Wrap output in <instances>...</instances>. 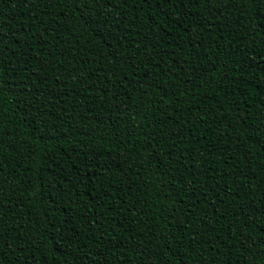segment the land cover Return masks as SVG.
I'll use <instances>...</instances> for the list:
<instances>
[{
    "label": "trees",
    "instance_id": "obj_1",
    "mask_svg": "<svg viewBox=\"0 0 264 264\" xmlns=\"http://www.w3.org/2000/svg\"><path fill=\"white\" fill-rule=\"evenodd\" d=\"M140 7L117 5L123 15L138 17L128 24L127 43L120 46L106 39L107 28L103 33L93 30V20L83 7H64L60 0L27 4L0 0V32L6 41L13 36L19 41H9L16 55L25 54L16 67L25 66L26 58L29 72L35 69L27 84L49 113L47 124L29 127L21 109L12 104L17 82L9 80L13 91L0 100V111L4 127L15 129L17 139L5 146L0 158L8 165L4 191L16 192L11 209H4L5 222L15 229L11 234L24 241V251L9 259L19 258L20 264H93L103 254L105 264L121 260L137 264L143 243L156 248V236L170 212L193 203L205 207V196L197 199L193 191H204L208 201L205 212L197 213L191 235L184 234L195 249L186 252L184 264H201V256L209 264L213 247L223 248L215 257L221 264L229 238L237 242L229 264L251 261L246 249L253 239L257 244L264 239V148L260 137L250 136L255 129L264 130V124L241 118L264 109V0H248L239 9L225 8L218 15L199 13L195 26L189 18L181 27L171 24L154 5ZM138 42L154 43L155 48L136 62L124 63L125 53L135 52ZM146 55L161 60L160 68H152ZM223 65L233 69L227 78ZM164 68L171 72L160 88H153L152 80L159 79ZM205 72L210 80L224 82L215 87L201 84L196 77ZM132 130L134 136L129 135ZM177 158L183 173L177 180L183 188L172 182L169 196L163 184L170 177L162 181L160 168ZM49 179L59 181L46 189L51 195H37L45 192ZM67 180L75 185L74 191L85 193L84 201L101 204L100 211L93 208L92 214L104 213L103 228L79 218L76 203L60 205L56 190L60 184L67 188ZM179 197L183 199L177 202ZM220 200L233 215L217 223ZM241 209L243 213L235 215ZM72 216L78 218L66 232L67 225L61 222ZM186 218L192 222L191 211ZM113 227L115 231L110 230ZM168 227L174 229L175 220ZM105 229L108 237L132 241L137 247L98 246L94 238ZM72 232L81 234L78 243ZM57 233L65 239L59 240ZM25 238L35 247H29ZM85 255L87 259L79 260Z\"/></svg>",
    "mask_w": 264,
    "mask_h": 264
},
{
    "label": "snow or ice",
    "instance_id": "obj_2",
    "mask_svg": "<svg viewBox=\"0 0 264 264\" xmlns=\"http://www.w3.org/2000/svg\"><path fill=\"white\" fill-rule=\"evenodd\" d=\"M23 2L27 4L30 3L31 0H23ZM60 2L64 7H83L87 9V16L91 17L93 20V24L91 25L93 30L103 33L107 28L109 37H106V39L110 38V42L123 46L125 43H127L126 33L128 24L137 20L138 17L131 15V13H129V15L127 16L123 15L120 11L117 10V5L127 8L138 4L141 6L140 10H142L143 5H148L150 7L154 5L159 9V14L167 17L168 21L171 24L181 27L188 23L189 18H192V26H195L201 18L199 15H197L199 13L218 15L225 8L239 9L241 5L247 3L248 0H60ZM109 7L113 9V12L108 11ZM94 11L95 16H93ZM109 16H112L111 21L109 20ZM203 18H206V16ZM262 20H264V17H262ZM262 26H264V24H262ZM113 29H115V31H113ZM137 30L139 32V29ZM139 34L141 35L142 40L146 38L142 32H139ZM198 34L199 33H196L192 36L193 46H195L196 35ZM9 41H15L16 43H19V41L16 40L15 36L7 38L6 41V39L4 38V34L0 32V100L4 98L5 93H10L13 91L12 85L8 83L9 80L16 81L17 91L13 93L14 98L12 99V104L21 109V111L23 112V120L27 122L29 127L36 126L37 128H39L40 125L47 124L49 113L47 110L43 109L39 103H37V95L31 92V88L27 84L29 77L35 75V69H33L32 72H29L28 68L26 67V58L25 66L19 68L16 67V65H19L21 63V56H24L25 54L21 53L20 55H16L15 51L11 49ZM135 47L136 51L131 55H128L127 52L125 53V56L123 57L124 63H127L129 60L136 62L137 58L141 54L147 53L155 48V44H143L142 42H138ZM145 60L151 63L152 68L154 69L160 68L162 62L159 59L154 60V58L150 55H146ZM115 63L119 65L121 63V60L117 58L115 60ZM129 66L131 67V65ZM190 67L192 66L190 65ZM223 67L225 68V78H227L228 73L232 72L233 69L228 65H223ZM261 71H264V68H262ZM135 72L136 69L133 68V74H135ZM170 72L171 68L162 69V74L159 75V79H153L151 86L153 88H160L167 79V74ZM188 75L189 73L185 72L183 78L187 80ZM40 78L41 80H44L43 75H41ZM196 79L200 80L201 84H207L211 87H215L217 84L224 82L220 79L216 81L210 80L208 78L207 72L201 74L200 76H197ZM187 82L188 84H192L191 80H188ZM20 84H23V87H21ZM87 90V88L84 89V91ZM187 90V88L184 89V91ZM45 94H47V90ZM164 95L167 96L168 92L165 91ZM34 104L35 107H33ZM0 108H2V104H0ZM2 116L3 111H0V157H2L3 155L5 146L7 145L11 147L12 142L17 139V137L13 135L15 129H12L10 131L4 127ZM241 118L245 120L251 118L253 120H258L261 124H264V109H262L258 113L251 114L250 117ZM129 135L134 136L135 130L130 131ZM250 136L260 137L262 141L260 147L264 148V130L255 129L250 133ZM19 146L23 147V142H21ZM12 150L15 151L14 148ZM29 155H34V152L29 153ZM7 167L8 165L5 163V161L0 158V264H20L19 258H17L16 260L8 258L9 255L15 256L17 251H24V241H21L18 236L12 235L11 233L15 231V229L11 228L5 222V217L8 215V213L5 212L4 209H11V198L13 195H15L16 192L15 188H13L11 192L4 191V180L6 179L4 174L7 171ZM87 167L88 165H85L86 169ZM180 168L181 165L179 164L178 158L165 163L163 168H160L162 181H169L170 177L169 183L163 184V187L167 190L169 196L172 195V182L180 183V189L183 188V183L177 180V174L183 175V173L180 171ZM234 172L235 169H233V173ZM61 179L63 178L61 177ZM54 182L59 183V181H53L52 179H49L47 181V184L45 185V192L38 193L37 195L50 196L51 193L47 192L46 189L51 187ZM41 183L43 184L44 182L41 181ZM65 183H67L68 185L67 188L64 187V184H60V187L56 190L58 195L60 196V205L63 206L66 201L76 203L79 206L77 209L79 218H82L85 221H90L98 225L100 228H103L104 224L102 221L104 219V213L100 212L99 216L92 214L93 208L97 209V211H100L101 204L99 202L93 204L90 201H84L82 199V197L85 195L84 192L78 193L77 191H74L75 185H73L71 180H67L65 181ZM76 183L78 184L79 180H77ZM103 183L106 184L107 180L103 181ZM99 186L101 185H98V187ZM87 194L91 195V190H89ZM192 195L196 196L197 199H199L200 196H205V207L196 208L195 204L193 203L192 205H184V207L182 208H176L172 212H170L168 217L165 219V228L161 231L160 235L156 236V240L159 241L156 248L154 249L149 244L143 243V256L137 261V264H170L173 257L175 258L173 264H184L186 252L195 251V249L191 248V246L189 245L188 240L185 239L184 234L189 233V235H191V232L189 230L196 223V220L199 219L197 213L205 212L208 197L204 191H201L200 193H196L195 191H193ZM229 195H231V193H229ZM182 199L183 197H179L177 202L182 201ZM212 203L215 204L216 201L213 199ZM219 203L220 208L217 210V223H219L220 220H223L225 216L233 215L230 210L224 209L223 200H220ZM248 203L252 204L254 203V201H249ZM189 211H191L193 215V220L191 223H189L186 218V214ZM242 213L243 209H241L240 213H235V215H240ZM180 217H185V219L181 220ZM77 218V216H72L61 222L67 225V227L65 228L66 232L72 231V220ZM207 218L211 219L210 216H208ZM249 218L250 217L246 215L245 222H247ZM171 220H175L176 227L174 229H170L168 227V222ZM201 223H203V221H201ZM231 227L232 225L229 224V228ZM110 230L115 231V228L113 227ZM107 231H109V229H105L104 233L96 236L93 242L98 246L104 248H108L109 245H112L114 247L123 249L126 244L129 243H131L133 250L137 247V244L132 243V241L117 240L115 237H108ZM262 231H264V229H262ZM133 232L135 233V235H139L138 232H135V229H133ZM57 235L59 236V240L62 241L65 239L63 233H57ZM80 235V233L72 232L71 238L75 239L78 243ZM89 235H91V233H89ZM153 235H155L154 229ZM195 235H200L199 229L196 230ZM134 239L135 236H133V240ZM213 239H216V237H213ZM229 240L230 243L226 242L228 251L226 253L225 259L221 262V264H229V258L231 257V248L237 243L231 238H229ZM25 241L28 243L29 247H35V245L32 244L29 238H25ZM209 243H211V241H209ZM13 244H15L16 247H13ZM173 244L175 245V247H173ZM57 248L59 249V243L57 244ZM212 251L214 254V258L209 262V264H216L215 257L220 256L223 248L217 251V249L213 247ZM246 251L248 252V255L252 257L251 261L245 258L243 261L238 262V264H264V239H262L259 244L255 243L253 239V241L251 242V247L247 248ZM161 253H166L169 255L161 258ZM113 255L115 256V253H113ZM84 259H87V255L79 258V260L81 261ZM93 264H105L103 260V254L98 256L97 259L93 261ZM120 264H130V262L121 260ZM201 264H204L202 256Z\"/></svg>",
    "mask_w": 264,
    "mask_h": 264
}]
</instances>
